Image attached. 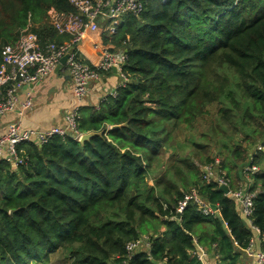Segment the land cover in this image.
<instances>
[{
	"label": "trees",
	"instance_id": "obj_1",
	"mask_svg": "<svg viewBox=\"0 0 264 264\" xmlns=\"http://www.w3.org/2000/svg\"><path fill=\"white\" fill-rule=\"evenodd\" d=\"M141 1L138 15L93 33L94 44L127 57L116 96L79 109L78 129L102 133L21 144L20 163L0 159V264L55 253L61 264H203L190 256L196 243L219 264H241L252 232L235 201L201 177L216 158L231 187L246 164L260 167L249 190H261L251 220L264 235V0ZM51 8L75 11L69 0H0V50L26 28L42 42L67 40ZM212 103L209 125L197 128ZM191 188L216 215L193 202L176 213ZM142 235L149 252L127 256Z\"/></svg>",
	"mask_w": 264,
	"mask_h": 264
},
{
	"label": "built area",
	"instance_id": "obj_2",
	"mask_svg": "<svg viewBox=\"0 0 264 264\" xmlns=\"http://www.w3.org/2000/svg\"><path fill=\"white\" fill-rule=\"evenodd\" d=\"M164 1V0H163ZM74 8V12L63 13L51 8L48 10V17L54 28L60 34H67L69 38L60 43L45 40L40 41L38 36L26 29L20 32L17 40L12 44L2 46L0 50V119L9 113L16 111L18 118L8 122L3 132L0 134V159L13 164H18L22 159L18 156V146L25 143L42 145L47 143L54 136H72L78 139L81 131L78 129L79 103L68 109L64 114V125H54L47 128H31L22 124L24 112L33 105L30 91L20 94V89L43 81L48 77L60 63L61 57L68 53V57L59 69L67 74L72 81V94L77 102H82L85 98L89 82L99 80L102 73L111 71L114 67L116 75L121 81L115 89L105 93L100 97L99 103L107 96L114 97L117 89L124 86L128 80L123 69L126 62L124 50L116 52L98 47L101 56L97 63L85 62L78 58L81 49L79 44L83 39H91L97 30L99 23L109 20L107 28L114 31L118 24L117 18L127 14L138 15L143 10L141 0H69ZM98 108V105L95 106ZM261 147L259 146L258 149ZM219 159L202 166V179L206 182L214 181L218 185H227L230 196L236 203L238 211L252 232L248 245L244 249V254L250 261L243 264H264V235L252 223L251 215L253 211V199L259 190H249V185L254 181L253 176L260 171V167L254 164H246L243 167L244 178L236 182L231 187L230 180L225 172L218 169ZM189 202L196 204V209L203 215H216L217 210H213L196 192L191 188L176 206V213L180 214ZM256 233L260 239L259 249H255ZM150 242L146 235L126 243L125 250L127 256L135 252L144 250L149 252ZM206 255L205 248L196 243L195 249L190 251V256L202 261Z\"/></svg>",
	"mask_w": 264,
	"mask_h": 264
},
{
	"label": "crops",
	"instance_id": "obj_3",
	"mask_svg": "<svg viewBox=\"0 0 264 264\" xmlns=\"http://www.w3.org/2000/svg\"><path fill=\"white\" fill-rule=\"evenodd\" d=\"M94 43L93 36L91 39H85L81 50L83 56L91 63H97L101 55H99L96 51V49L98 50L99 48L95 47ZM116 76V72H113L112 70L102 73L99 80H93V83H97L96 85L91 86L90 84L92 81L89 82V89L85 98L82 102H77L72 94V81L70 77L63 73L60 69H55V71H53L43 81H39L20 89L21 95H23L26 91H30L33 96L35 93L37 94L32 107L26 110L23 114L21 118L22 124L25 127L39 129L54 125H64V114L68 109L72 108L74 105H78V103L80 107L86 105L97 106L100 97L105 93L114 90L116 85H118V79ZM17 118L18 114L16 111L2 117L0 119V134L3 132L8 122L16 120ZM254 234V248L259 249L262 245H260L258 235L256 233ZM205 251L206 255L202 259L203 264H219V255L217 253L212 256L206 249ZM56 256L57 255L55 253L50 255L49 261L40 262L33 260L30 264H61V262L56 261L58 258L53 260ZM248 261H250V259H248L244 254L241 264Z\"/></svg>",
	"mask_w": 264,
	"mask_h": 264
},
{
	"label": "rangeland",
	"instance_id": "obj_4",
	"mask_svg": "<svg viewBox=\"0 0 264 264\" xmlns=\"http://www.w3.org/2000/svg\"><path fill=\"white\" fill-rule=\"evenodd\" d=\"M117 77V79H118V83L121 81V79L118 77V76H116ZM94 81H92L91 82V86L92 85H96L97 83H93ZM37 94L35 93L34 94V96H33V94L31 95V98L33 99V102L35 101V99H36V96ZM209 113H207L205 116H203V117H200L199 118V120H198V122H196V126H197V128L199 127L200 129L201 128H205L206 126H208L209 125V122H210V120H211V116H212V114L216 111V104L215 103H212V104H210L209 105ZM174 137H175V145L178 147V148H181L180 147V144H182V143H184V137H183V132H181V130H179V129H177V130H175V132H174ZM148 183L151 185V184H153V180L151 179V180H149L148 181ZM218 185V184H217ZM218 187H219V185H218ZM208 203V202H207ZM253 236H255V234H253ZM58 256H56V257H54L53 258V260H55L56 258H57ZM52 260V259H51ZM58 264V263H57Z\"/></svg>",
	"mask_w": 264,
	"mask_h": 264
},
{
	"label": "water",
	"instance_id": "obj_5",
	"mask_svg": "<svg viewBox=\"0 0 264 264\" xmlns=\"http://www.w3.org/2000/svg\"><path fill=\"white\" fill-rule=\"evenodd\" d=\"M68 57V53L64 54L61 59H60V63L59 65L56 67V70L59 69V66L64 64L65 60L67 59ZM112 71L113 72H116V69L113 67L112 68ZM123 124H114V125H111L110 128H117V127H120L122 126ZM102 133V131H94V130H91V131H86V132H82L81 135L78 137V140L80 142H83L89 138H91L92 136L94 135H100ZM219 189L224 193L226 194L228 192V187L227 185H219ZM210 207L213 209V210H217V205L215 204H210ZM223 226L225 225L223 222H222ZM189 237L191 238L192 236L189 234Z\"/></svg>",
	"mask_w": 264,
	"mask_h": 264
}]
</instances>
